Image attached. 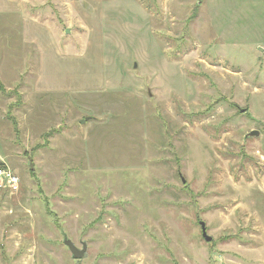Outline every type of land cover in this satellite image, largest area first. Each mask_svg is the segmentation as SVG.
I'll list each match as a JSON object with an SVG mask.
<instances>
[{"label":"rangeland","instance_id":"rangeland-1","mask_svg":"<svg viewBox=\"0 0 264 264\" xmlns=\"http://www.w3.org/2000/svg\"><path fill=\"white\" fill-rule=\"evenodd\" d=\"M29 5L72 52L103 31L105 87L0 92V163L20 181L0 190V264H264V0ZM10 30L13 76L27 52Z\"/></svg>","mask_w":264,"mask_h":264},{"label":"crops","instance_id":"crops-1","mask_svg":"<svg viewBox=\"0 0 264 264\" xmlns=\"http://www.w3.org/2000/svg\"><path fill=\"white\" fill-rule=\"evenodd\" d=\"M29 3H32V0H0V18L2 16H10L15 23L0 24V34L3 31V36H0V40H5L10 46L12 36L8 35L12 34L10 28L15 25L17 33L21 35V44L27 52L22 67L19 68L16 63L13 76H8L4 73L1 66L3 61L0 58V82L3 86L9 88L24 78L28 89H32L38 97L49 93L103 89L105 87L103 31L97 34L100 41L97 46H92L95 39L91 32L84 51L81 52V46L80 51L72 52L74 50L68 49L67 44L61 40L60 34L56 33L55 29L49 25V16H42L40 13L34 14ZM94 4L102 7V2ZM80 10L85 11L83 17L87 22L91 23L92 19L93 21L96 19L100 20V15L95 14L94 16L85 1L80 2ZM77 12L79 16L82 14L79 11ZM3 21L5 20H0V22ZM91 51L93 57L86 59L84 54H89ZM83 66L86 67L83 68ZM22 70L24 73L21 72ZM82 73L84 76L90 74L88 76L89 86L87 87H82L83 83H87V81L83 80ZM2 102L3 98H0V104ZM9 112L10 104L7 105L6 103L5 107L1 106L0 108V117H10ZM7 190L13 194L12 190L8 188ZM260 192L264 195V189H261ZM253 200H257V198Z\"/></svg>","mask_w":264,"mask_h":264},{"label":"water","instance_id":"water-1","mask_svg":"<svg viewBox=\"0 0 264 264\" xmlns=\"http://www.w3.org/2000/svg\"><path fill=\"white\" fill-rule=\"evenodd\" d=\"M66 33L69 34L70 33V29H67ZM86 121H89V118L85 119V121H83L82 123H85ZM258 134H259L258 132L253 131V132L250 133V136H257ZM32 161H33V159L31 157H29L31 170L34 169ZM199 225L201 227L202 237L205 239V241L207 243L212 242L213 238L208 235L207 226H206L205 222L200 221ZM65 245L69 248V250L72 253L73 258L75 260H81V259H83L85 257V254H86V251H87V244L86 243H83L82 249L77 248L75 246V244L72 241H70V240H65Z\"/></svg>","mask_w":264,"mask_h":264},{"label":"built area","instance_id":"built-area-1","mask_svg":"<svg viewBox=\"0 0 264 264\" xmlns=\"http://www.w3.org/2000/svg\"><path fill=\"white\" fill-rule=\"evenodd\" d=\"M4 180H6L7 186L4 185ZM0 183H2V186H0V190L8 187L13 191L14 189L12 187L18 186L19 188L20 185L18 177L14 176L13 173L7 169H0Z\"/></svg>","mask_w":264,"mask_h":264},{"label":"trees","instance_id":"trees-1","mask_svg":"<svg viewBox=\"0 0 264 264\" xmlns=\"http://www.w3.org/2000/svg\"><path fill=\"white\" fill-rule=\"evenodd\" d=\"M4 90H5V87H4L3 84L0 82V92L3 93ZM10 110H11V108H10ZM0 165H2V166H0V168L6 169V168L4 167L5 164L0 163ZM6 190H7V189H6ZM7 191H8V190H7Z\"/></svg>","mask_w":264,"mask_h":264}]
</instances>
